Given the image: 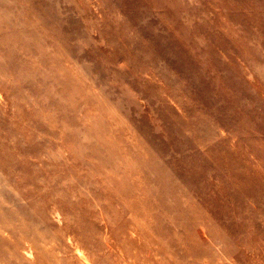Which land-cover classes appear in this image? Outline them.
<instances>
[{
    "label": "rangeland",
    "instance_id": "374dc122",
    "mask_svg": "<svg viewBox=\"0 0 264 264\" xmlns=\"http://www.w3.org/2000/svg\"><path fill=\"white\" fill-rule=\"evenodd\" d=\"M0 264H264V0H0Z\"/></svg>",
    "mask_w": 264,
    "mask_h": 264
},
{
    "label": "bare ground",
    "instance_id": "6f19581e",
    "mask_svg": "<svg viewBox=\"0 0 264 264\" xmlns=\"http://www.w3.org/2000/svg\"><path fill=\"white\" fill-rule=\"evenodd\" d=\"M247 180V179H246ZM123 189V188H122ZM190 237V236H189ZM186 241V240H185Z\"/></svg>",
    "mask_w": 264,
    "mask_h": 264
}]
</instances>
